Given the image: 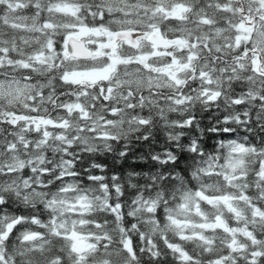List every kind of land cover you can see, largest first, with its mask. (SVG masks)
<instances>
[{"label": "snow or ice", "instance_id": "snow-or-ice-1", "mask_svg": "<svg viewBox=\"0 0 264 264\" xmlns=\"http://www.w3.org/2000/svg\"><path fill=\"white\" fill-rule=\"evenodd\" d=\"M0 264H264V0H0Z\"/></svg>", "mask_w": 264, "mask_h": 264}, {"label": "trees", "instance_id": "trees-1", "mask_svg": "<svg viewBox=\"0 0 264 264\" xmlns=\"http://www.w3.org/2000/svg\"><path fill=\"white\" fill-rule=\"evenodd\" d=\"M160 143H163V137L161 136L160 138ZM137 151H146V149H141V148H138ZM131 163V161L129 162ZM137 170H140L141 168H146V165H144L142 162H137V164L135 165ZM125 168H127V165H124Z\"/></svg>", "mask_w": 264, "mask_h": 264}]
</instances>
